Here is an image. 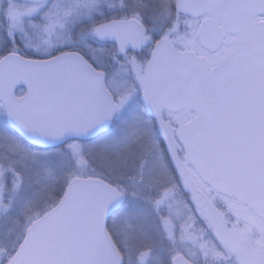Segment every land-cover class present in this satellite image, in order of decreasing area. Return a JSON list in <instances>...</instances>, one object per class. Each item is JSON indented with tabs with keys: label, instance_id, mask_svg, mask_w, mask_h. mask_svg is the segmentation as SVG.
<instances>
[{
	"label": "water",
	"instance_id": "1",
	"mask_svg": "<svg viewBox=\"0 0 264 264\" xmlns=\"http://www.w3.org/2000/svg\"><path fill=\"white\" fill-rule=\"evenodd\" d=\"M175 10L206 16L198 37L209 52L228 34L239 35L242 45L211 69L207 56L191 53L184 62L168 39L159 40L143 76L142 102L154 119L165 111L194 112L177 133L189 164L204 183L264 221V21H254L264 15V0H177ZM147 33L141 22L123 20L98 27L95 37L124 56L150 47ZM208 76L216 96L203 88ZM0 103L10 128L38 149L94 140L119 111L107 74L78 52L42 60L6 55ZM126 201L102 179L72 180L59 203L28 227L8 264H125L108 225ZM172 264L192 263L178 256Z\"/></svg>",
	"mask_w": 264,
	"mask_h": 264
},
{
	"label": "rangeland",
	"instance_id": "2",
	"mask_svg": "<svg viewBox=\"0 0 264 264\" xmlns=\"http://www.w3.org/2000/svg\"><path fill=\"white\" fill-rule=\"evenodd\" d=\"M122 1L50 0L41 5H24L0 0V60L11 53L42 60L64 52H79L97 69L108 73V88L121 104L115 124L100 138L88 143L73 142L60 149L37 150L9 127L0 103V220L6 217L5 225L13 226L18 233L17 238L9 237L0 245V264L9 262L21 234L25 237L32 222L63 197L57 200L51 195L47 199V194L63 184L66 189L77 178L102 179L127 197L109 222L125 264H171L177 256L194 264H264V221L245 205L204 183L177 141V131L194 114L166 112L155 120L144 109L143 75L152 48L121 56L114 45L95 39L99 25L119 20L113 18L120 17L117 13ZM142 1L150 6L148 15L140 19L136 7ZM128 2L120 20L141 22L148 28L152 44L166 38L183 59L191 51L207 54L197 36L201 20L178 15L176 0ZM157 4L160 13L154 12ZM29 8L35 17H28ZM239 45L240 38L230 36L223 49L211 57L213 65ZM204 88L215 93L209 79ZM98 151L112 159L114 168L123 171V181L112 183L103 174L109 171L97 162ZM123 151L128 152L118 160L113 158ZM142 165V176H133V171ZM144 178L146 188L152 192L143 187ZM6 184L13 203L18 195H26L22 202H15L20 211L13 219L8 218L14 204L5 200ZM146 199L153 201L149 204ZM162 240L166 250L153 251L152 245Z\"/></svg>",
	"mask_w": 264,
	"mask_h": 264
},
{
	"label": "trees",
	"instance_id": "3",
	"mask_svg": "<svg viewBox=\"0 0 264 264\" xmlns=\"http://www.w3.org/2000/svg\"><path fill=\"white\" fill-rule=\"evenodd\" d=\"M130 3L128 2V0H124V1H122L121 2V5H120V10H118V13L117 14H120L119 16L121 17H117V18H113V19H122V14H124V11L123 10H125V8H127V5H129ZM149 3L148 2H145V1H142L141 2V4L140 5H138L137 7H136V11H137V14H138V17L140 18V19H143V17H146L147 15H148V8H149ZM148 7V8H147ZM155 7L157 8L154 12H157V13H160V8H158L159 7V4H157V5H155ZM146 15V16H145ZM144 21H145V18H144ZM145 23L147 24V25H149L150 23L149 22H147V21H145ZM116 126H117V124H116ZM128 151H123V152H121L120 154H118V155H115L113 158H116L117 160L119 159V158H121L122 157V154L123 153H127ZM97 156H96V158H97V162H101V164H102V166H103V168H105L106 170L108 169V171H109V173L108 174H106V173H103L104 175H106L108 178H109V181H111L112 183H113V181L115 180L116 182H121V181H123L124 180V176H120V174L123 172V171H121V169L119 168L118 170H117V168H114V166H113V164H111L112 162H110V161H112V159L111 160H108L107 158H106V156L101 152V151H98V153L96 154ZM89 158V157H88ZM114 162H116L115 161V159L113 160ZM87 163L89 164V162H88V160H87ZM140 169L139 170H134L133 172V176H136V177H141L142 176V174H141V171H142V169H143V165L141 166V167H139ZM131 177V176H130ZM143 177H144V175H143ZM5 181H6V179H5ZM114 184H115V182H114ZM117 184V183H116ZM143 185V187L144 188H146V186H147V184H146V182H145V178H144V183L142 184ZM62 186H63V188H62ZM9 186H8V184H6V187L3 189V193H4V196H5V200L7 201V202H9L10 200H12V203H13V199H12V197L10 196V189L8 188ZM147 190H149V192H152V191H150V189H148V188H146ZM58 190V191H57ZM55 191H57V192H55ZM64 191H65V187H64V184L63 185H61L60 187H59V189H58V187L56 186L55 187V189H53V190H51L48 194H47V199L48 198H51V195H53V197H55L57 200L59 199V198H61L62 197V195H63V193H64ZM151 194V193H150ZM26 195H25V193H24V195H23V197L21 196V194L20 195H18V199L17 200H15L14 201V205H13V208L10 210V212H9V214H8V218H12L13 219V217H16L17 215H19V214H17V211H20V210H17V207H16V203L15 202H17V201H19V202H22V199L25 197ZM56 200V201H57ZM147 200V202L149 203H152V201L153 200H149V199H146ZM149 203V204H150ZM39 209H41V208H39ZM31 212V211H30ZM7 218L6 217H4L2 220H0V245H2V243H7V241H8V239H10L9 237H11V238H17V236H18V233L16 232V234H15V229L13 228V226H11L10 227V225L9 224H6L5 225V223H7ZM110 229V232H111V228H109ZM114 232V231H113ZM113 232H111V233H113ZM113 235V234H112ZM23 238H24V236H23V234H21V236H20V242L19 243H21L22 241H23ZM114 239H115V237H114ZM11 241H14V239H11ZM117 242V241H116ZM18 247V246H17ZM152 250L153 251H161V250H163V252H164V250H166V247H165V245H164V242H163V240L161 241V242H159V244H153L152 245ZM15 251H16V249H15ZM14 251V252H15ZM13 252V253H14ZM167 264H170L169 262L167 263Z\"/></svg>",
	"mask_w": 264,
	"mask_h": 264
},
{
	"label": "flooded vegetation",
	"instance_id": "4",
	"mask_svg": "<svg viewBox=\"0 0 264 264\" xmlns=\"http://www.w3.org/2000/svg\"><path fill=\"white\" fill-rule=\"evenodd\" d=\"M24 5H29V4H24ZM32 12H34L32 9H28V17H35L36 15L35 14H33ZM32 13V14H31ZM260 19H264V17H262V18H260Z\"/></svg>",
	"mask_w": 264,
	"mask_h": 264
}]
</instances>
